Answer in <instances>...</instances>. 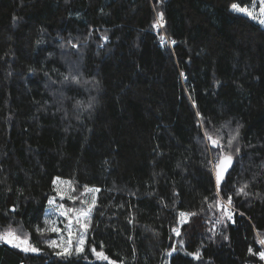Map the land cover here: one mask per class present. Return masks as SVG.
<instances>
[{
	"label": "trees",
	"instance_id": "obj_1",
	"mask_svg": "<svg viewBox=\"0 0 264 264\" xmlns=\"http://www.w3.org/2000/svg\"><path fill=\"white\" fill-rule=\"evenodd\" d=\"M262 9L0 0V264H264Z\"/></svg>",
	"mask_w": 264,
	"mask_h": 264
},
{
	"label": "snow or ice",
	"instance_id": "obj_2",
	"mask_svg": "<svg viewBox=\"0 0 264 264\" xmlns=\"http://www.w3.org/2000/svg\"><path fill=\"white\" fill-rule=\"evenodd\" d=\"M232 7H233L234 10L244 11L243 9H238V8H237V5H235V4H234ZM262 11H264V9H262ZM248 14L251 15V13H248ZM161 19H162V14H161ZM261 23H264V20H262ZM209 139L211 140V142L213 143V145L218 144V140H217V139H213L212 137H209ZM237 151H238V149H237ZM222 159H223V161H224L225 163H228V162L231 161V156H225V157H223ZM219 179H220V174L218 173V175H217V181H218V183H219ZM93 191H99V190H98V189H94ZM240 191L243 192L244 189L241 188ZM229 199H230V198H229ZM84 215H87V214L84 213ZM181 215L183 216L184 214L181 213ZM83 226H84L85 228L87 227L86 224L83 225ZM53 230H55V229H53ZM0 239H5V240H7V242H9V243H12V242H14V241H18V243H16L15 246L20 247L21 245H25V247H24V250H25V251H28V250L36 251L35 248H31V247L29 246V241L27 240V238H25V239H20V237L16 236L15 233H13V232H11V231L8 232V233H6V234H4V235H2V236H0ZM82 243H83V239H81V244H82ZM261 243H264V241H261ZM52 244L55 245V242H52ZM82 250H83L82 248L77 249V251H82ZM57 254L60 255L61 253H57ZM64 254H68V253H67V250H65ZM98 255H101V256H102L103 254H102V253H98ZM196 255L198 256L199 254L197 253ZM261 256L264 257V253H261ZM105 258H106V257H105Z\"/></svg>",
	"mask_w": 264,
	"mask_h": 264
},
{
	"label": "built area",
	"instance_id": "obj_3",
	"mask_svg": "<svg viewBox=\"0 0 264 264\" xmlns=\"http://www.w3.org/2000/svg\"><path fill=\"white\" fill-rule=\"evenodd\" d=\"M161 14H162V19H161ZM165 25H166V20L164 14L161 10H159L155 15V20L153 23L154 31L159 36L161 43L167 44L169 47H173L174 40L166 35ZM180 75L184 77L183 73H180ZM220 204L226 207V212L232 219L235 213L237 212L236 209L229 202H226L225 200L222 199L220 201ZM262 244L264 245V243Z\"/></svg>",
	"mask_w": 264,
	"mask_h": 264
},
{
	"label": "rangeland",
	"instance_id": "obj_4",
	"mask_svg": "<svg viewBox=\"0 0 264 264\" xmlns=\"http://www.w3.org/2000/svg\"><path fill=\"white\" fill-rule=\"evenodd\" d=\"M58 194L53 195V198L50 199V203L48 206V212L52 215V220H56L59 219L63 214H64V210L62 207H60L56 202H54V198H57ZM70 224H67V228H68V237H67V241L64 244V248H63V252H65V250H67V252H69L70 248H71V244H70V239H71V235H70ZM78 249L79 248H83L81 242L78 243Z\"/></svg>",
	"mask_w": 264,
	"mask_h": 264
},
{
	"label": "water",
	"instance_id": "obj_5",
	"mask_svg": "<svg viewBox=\"0 0 264 264\" xmlns=\"http://www.w3.org/2000/svg\"><path fill=\"white\" fill-rule=\"evenodd\" d=\"M225 157V156H223ZM223 157H221L218 162H217V165L215 167V176H216V179H217V175L218 173L220 174V180H222L224 178V176L226 175L227 171L230 169L231 167V163H232V160L228 163H225L223 161ZM14 210V208H12V211Z\"/></svg>",
	"mask_w": 264,
	"mask_h": 264
},
{
	"label": "bare ground",
	"instance_id": "obj_6",
	"mask_svg": "<svg viewBox=\"0 0 264 264\" xmlns=\"http://www.w3.org/2000/svg\"><path fill=\"white\" fill-rule=\"evenodd\" d=\"M159 10H154V20H155V15H156V13L158 12ZM154 20H153V23H154ZM153 30H154V27H153ZM166 35L169 37V38H172L173 40H174V38L169 34H167V32H166ZM158 36V35H157ZM158 38H159V36H158ZM159 41H160V38H159ZM174 42H175V40H174ZM159 43V42H158ZM160 43H161V41H160ZM162 45L164 44V43H161ZM160 44V45H161ZM161 45V46H162ZM164 48H166V47H164ZM176 53V52H175ZM177 63V62H176ZM184 84V83H183ZM185 87V86H184ZM187 92V91H186ZM188 93V92H187ZM191 98V97H190ZM229 127V126H228ZM225 200V199H224ZM223 208V207H222Z\"/></svg>",
	"mask_w": 264,
	"mask_h": 264
}]
</instances>
